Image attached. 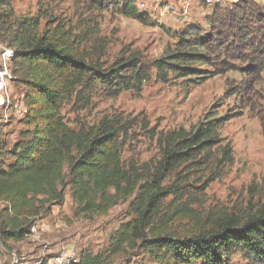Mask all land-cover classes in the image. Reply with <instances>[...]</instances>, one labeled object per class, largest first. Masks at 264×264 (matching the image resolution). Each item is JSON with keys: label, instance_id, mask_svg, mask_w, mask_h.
<instances>
[{"label": "rangeland", "instance_id": "obj_1", "mask_svg": "<svg viewBox=\"0 0 264 264\" xmlns=\"http://www.w3.org/2000/svg\"><path fill=\"white\" fill-rule=\"evenodd\" d=\"M112 1L103 0L98 7L93 0H0V61L2 53L10 51L9 92L25 111L8 119L0 113L1 162H16L22 145L34 135L38 121L32 109L37 96L31 83L47 74L57 76L51 68L44 70L34 60L16 56L10 39L20 29L19 21L29 19L35 24L31 36L47 37L74 50L81 59L107 67L132 55L147 60L172 51L184 25H199L207 31V18L214 11L238 2L170 0L173 11L142 23L120 13ZM247 1L248 13L255 9L264 13V0ZM228 63L196 85L182 78L168 83L152 78L139 92H112L85 83L62 96L58 114L67 127L87 132L105 117L125 128L121 160L135 180L133 192L123 195L108 188L100 195L97 191L95 202L104 199L107 204L103 212L83 210L73 199L70 185L61 204H42L43 196H38V212L31 219V226L40 227L38 238L0 237V264H45L67 251L99 256L102 264H175L169 254L151 249L140 239L121 242L124 226L136 224L147 208L140 223L143 238L185 239L264 208V70L258 75L245 72L247 59L233 60L229 67ZM202 68L212 70L206 64ZM206 112L229 117L219 134L223 144H230V159L222 158L220 148L198 155L162 181V187L172 186L176 192L151 202L142 198L140 186L151 180L162 155L158 135L189 130ZM4 204L1 199L0 210ZM224 255L234 264H250L238 247Z\"/></svg>", "mask_w": 264, "mask_h": 264}, {"label": "trees", "instance_id": "obj_2", "mask_svg": "<svg viewBox=\"0 0 264 264\" xmlns=\"http://www.w3.org/2000/svg\"><path fill=\"white\" fill-rule=\"evenodd\" d=\"M93 3L102 7L103 0ZM112 3L123 15L142 23L150 22V17L137 10L134 0ZM248 7L247 0H238L229 9L214 11L207 18V31H202L199 25H184L175 49L157 58L144 60L132 55L107 67L81 59L74 50L47 37L36 33L31 36L35 24L29 19L19 21L20 29L10 39V44L16 46V56L34 60L44 70L51 68L57 76L47 74L31 83L37 96L32 109L38 121L34 135L22 145L16 162L0 161V200L5 202L0 210V237L25 239L32 216L38 212L36 198L43 196L39 199L42 204H61L67 185L73 199L85 211L106 209L102 197L101 202H95L97 191L100 195L108 188L123 195L133 192L135 180L121 160L125 128L105 117L87 132L67 127L58 114L62 96L85 83L112 92H139L152 78L161 83L182 78L196 85L220 73L219 67L225 63L229 62V67L233 60L247 59L244 71L258 75L264 70V13L258 9L248 13ZM205 64L212 70L202 68ZM228 119L227 115L216 117L206 112L189 130L160 133L157 140L162 155L151 180L140 186L141 197L151 202L176 192L172 186L161 185L167 173L214 148H220L222 158L229 160L230 144H223L224 138L219 134ZM261 124L264 134V121ZM147 212V208L142 211L136 224L124 226L121 242L132 244L140 239L151 249L169 254L175 264H234L224 253L235 247L245 253L250 264H264V208L242 219L230 218L211 231L185 239L143 238L140 223ZM78 264H102V260L81 252Z\"/></svg>", "mask_w": 264, "mask_h": 264}, {"label": "built area", "instance_id": "obj_3", "mask_svg": "<svg viewBox=\"0 0 264 264\" xmlns=\"http://www.w3.org/2000/svg\"><path fill=\"white\" fill-rule=\"evenodd\" d=\"M211 2L212 0H208ZM134 4L138 11L146 14L150 18L164 16L165 13L173 11L174 5L170 0H134ZM10 59V51L2 53L0 61V113L3 119H8L10 116H23L25 111L17 99L11 97L9 92L12 75L8 70L7 63ZM40 227L35 225L30 227L27 235H32L38 238ZM26 235V236H27ZM79 255L72 251L64 252L55 257H51L45 264H78Z\"/></svg>", "mask_w": 264, "mask_h": 264}]
</instances>
